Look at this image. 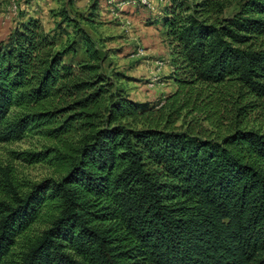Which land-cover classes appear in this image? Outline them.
Returning a JSON list of instances; mask_svg holds the SVG:
<instances>
[{"label":"trees","instance_id":"trees-1","mask_svg":"<svg viewBox=\"0 0 264 264\" xmlns=\"http://www.w3.org/2000/svg\"><path fill=\"white\" fill-rule=\"evenodd\" d=\"M166 1L162 105L131 100L64 10L73 39L28 18L0 44V143L39 135L58 175L0 201V264H264V134L221 126L264 98V0Z\"/></svg>","mask_w":264,"mask_h":264},{"label":"rangeland","instance_id":"rangeland-1","mask_svg":"<svg viewBox=\"0 0 264 264\" xmlns=\"http://www.w3.org/2000/svg\"><path fill=\"white\" fill-rule=\"evenodd\" d=\"M94 2H97L96 16L93 17L94 25L89 26L81 17L90 13ZM166 3V0H0V44L28 18L38 19L46 33L57 36L59 44L73 39L71 27L62 22L64 10L96 42L104 55L105 72L119 75L118 84L131 100L162 105L175 92L169 78L170 48L160 23ZM231 10L233 8L226 15ZM60 23L65 34L57 27ZM70 57L76 62L84 59L82 47L79 46L76 54ZM247 103L252 107L240 114L232 105L223 108L225 118L221 126L264 134V98L248 99ZM199 124L213 130L204 120ZM49 146L42 137L30 133L18 141L0 143V201H10L13 191L20 195L33 184L58 178L52 163L30 157L41 154ZM41 228L36 225L31 233L36 234ZM20 245L21 242L12 251L14 255L10 259L18 260Z\"/></svg>","mask_w":264,"mask_h":264}]
</instances>
